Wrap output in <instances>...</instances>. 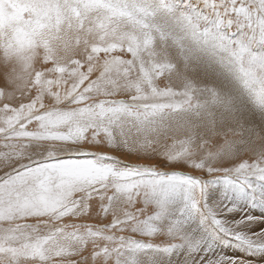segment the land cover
Returning <instances> with one entry per match:
<instances>
[{
    "label": "snow or ice",
    "instance_id": "obj_1",
    "mask_svg": "<svg viewBox=\"0 0 264 264\" xmlns=\"http://www.w3.org/2000/svg\"><path fill=\"white\" fill-rule=\"evenodd\" d=\"M0 69V264H264V0H0Z\"/></svg>",
    "mask_w": 264,
    "mask_h": 264
},
{
    "label": "bare ground",
    "instance_id": "obj_2",
    "mask_svg": "<svg viewBox=\"0 0 264 264\" xmlns=\"http://www.w3.org/2000/svg\"><path fill=\"white\" fill-rule=\"evenodd\" d=\"M0 73H2V69H0ZM133 161L134 162H136L134 159H133ZM132 161V162H133ZM139 162H144V161H139ZM149 163H153V162H151V161H149ZM155 163H160V161H156ZM163 165L161 164V167H162ZM185 171H188V172H192L193 174H196V175H199V172L198 171H194V170H192V169H190V168H185L184 169Z\"/></svg>",
    "mask_w": 264,
    "mask_h": 264
},
{
    "label": "rangeland",
    "instance_id": "obj_3",
    "mask_svg": "<svg viewBox=\"0 0 264 264\" xmlns=\"http://www.w3.org/2000/svg\"><path fill=\"white\" fill-rule=\"evenodd\" d=\"M130 161L132 162L133 161V158L129 157ZM134 162V161H133ZM136 162H139V161H136ZM142 163V162H141ZM143 163H149V161H144Z\"/></svg>",
    "mask_w": 264,
    "mask_h": 264
}]
</instances>
